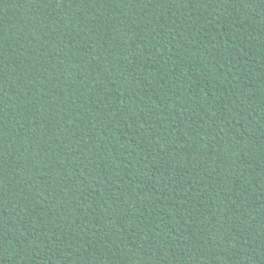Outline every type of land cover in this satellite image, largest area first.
Returning <instances> with one entry per match:
<instances>
[{"label":"trees","instance_id":"1","mask_svg":"<svg viewBox=\"0 0 264 264\" xmlns=\"http://www.w3.org/2000/svg\"><path fill=\"white\" fill-rule=\"evenodd\" d=\"M0 264H264V0H0Z\"/></svg>","mask_w":264,"mask_h":264}]
</instances>
